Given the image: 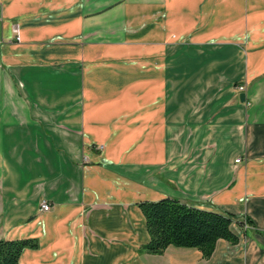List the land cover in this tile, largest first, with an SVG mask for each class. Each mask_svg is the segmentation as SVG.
<instances>
[{"label": "crops", "instance_id": "1", "mask_svg": "<svg viewBox=\"0 0 264 264\" xmlns=\"http://www.w3.org/2000/svg\"><path fill=\"white\" fill-rule=\"evenodd\" d=\"M163 196L239 241L140 251ZM27 237L20 264H264V0H0V239Z\"/></svg>", "mask_w": 264, "mask_h": 264}, {"label": "trees", "instance_id": "2", "mask_svg": "<svg viewBox=\"0 0 264 264\" xmlns=\"http://www.w3.org/2000/svg\"><path fill=\"white\" fill-rule=\"evenodd\" d=\"M144 218L149 239L139 250L161 254L169 246L198 249L203 259H209L218 239L236 244L240 236L232 230L233 219L229 214L204 209L183 202L176 197L163 196L156 200L137 203ZM238 224L251 225L245 217ZM38 246L36 238L0 239V264H20V254L26 247Z\"/></svg>", "mask_w": 264, "mask_h": 264}, {"label": "built area", "instance_id": "3", "mask_svg": "<svg viewBox=\"0 0 264 264\" xmlns=\"http://www.w3.org/2000/svg\"><path fill=\"white\" fill-rule=\"evenodd\" d=\"M13 32H14V34H15V38L16 39H19V29H18V27H17V25H13ZM236 89L238 90V91H245V89H246V84L244 83V82H239V83H237L236 84ZM240 160V158H236L235 159V161H239ZM50 207H51V205H50V203L48 202V201H46V200H43L41 203H40V209L41 210H44V211H46V210H49L50 209Z\"/></svg>", "mask_w": 264, "mask_h": 264}, {"label": "water", "instance_id": "4", "mask_svg": "<svg viewBox=\"0 0 264 264\" xmlns=\"http://www.w3.org/2000/svg\"><path fill=\"white\" fill-rule=\"evenodd\" d=\"M240 99H241V100L244 99V93H240Z\"/></svg>", "mask_w": 264, "mask_h": 264}]
</instances>
